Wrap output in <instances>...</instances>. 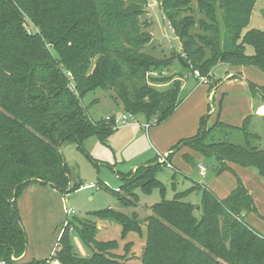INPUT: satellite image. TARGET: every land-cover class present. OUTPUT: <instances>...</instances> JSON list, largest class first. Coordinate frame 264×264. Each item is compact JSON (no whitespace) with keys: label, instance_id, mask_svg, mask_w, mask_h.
Segmentation results:
<instances>
[{"label":"trees","instance_id":"obj_1","mask_svg":"<svg viewBox=\"0 0 264 264\" xmlns=\"http://www.w3.org/2000/svg\"><path fill=\"white\" fill-rule=\"evenodd\" d=\"M158 1L182 45V66L199 79H212L220 65L254 67L264 74V31L248 29L257 0ZM147 8L148 0H0V264H52L56 259L60 264H131L112 252L118 242L96 239L97 222L90 219L77 224L80 239L93 249L91 256L74 252L69 228H64L54 255L25 261L27 235L18 204L30 185L67 194L82 187L70 185L62 144L82 147L93 136L107 140L116 131L114 116L92 120L83 104L89 93H112L126 113L158 126L182 103V75H163L174 61L145 51L152 42L143 20ZM28 24L36 31H29ZM247 46L254 48L253 55L246 53ZM167 80L172 83L164 90L153 86ZM246 82L264 103V86ZM208 86L211 93L213 86ZM221 109L219 102L218 114ZM208 115L201 117L194 136L171 148L168 158L188 147L214 158L218 175H236L232 163L264 179V146L260 134L250 130L252 116L240 126L219 118L208 126ZM154 163L137 169L122 186L134 202L115 192L122 204L136 203L137 188L163 187L155 179L162 164ZM236 177L238 186L227 198L197 184L201 207L185 201L194 192L190 188L151 206L144 223L112 209L97 215L119 224L122 238L142 234L146 226L140 264H264V235L246 221L249 214H260Z\"/></svg>","mask_w":264,"mask_h":264},{"label":"rangeland","instance_id":"obj_2","mask_svg":"<svg viewBox=\"0 0 264 264\" xmlns=\"http://www.w3.org/2000/svg\"><path fill=\"white\" fill-rule=\"evenodd\" d=\"M143 20L148 23V31L152 34V42L145 48V51L157 59L174 61L169 69L164 70L163 75L165 77L182 75L185 88H183L184 84L182 83L180 99L183 102L193 87L196 86V80L192 71L182 66L186 56L182 52V45L166 19L158 0H148L147 14L143 17ZM27 28L31 32L36 31L31 24H28ZM248 29L264 31V0H257ZM246 53L253 55L254 48L247 46ZM228 69V65H220L214 71L215 76L213 75L212 79L204 78L203 83L213 86V89L217 88L219 80L227 81ZM251 70L248 72L249 76L246 75L248 80L253 84L264 86V74L254 67ZM150 75L154 76L156 74L151 73ZM229 79L231 78L229 77ZM171 83L172 81L167 80L154 83L153 86L159 90H164ZM231 83L230 88L233 91L248 86V84L242 83L240 79L228 84ZM83 104L88 109L92 120L96 122L109 116L128 115L123 105L116 103L113 99L112 93H104L102 90L86 95ZM199 104V99H195L191 103L190 109L192 112L190 113L194 118H190L187 131L182 133L185 138L191 137L197 132L200 121L198 117L204 113L199 114V116L195 115L199 111ZM218 104L214 103L213 105V102L209 101L208 109L210 111L212 108L217 110ZM206 114H208V111ZM208 116L210 119L211 114ZM207 122L208 126L212 125L209 120ZM156 126L158 125L147 123L143 116H136L130 120L128 125L115 127L116 131L107 140L101 139L99 136H93L85 140L82 147H79L75 142L62 144L61 152L69 170L70 185L73 187L81 185L82 187L67 194L61 193L50 186L36 184L39 190L34 188V193H28L26 201V197L22 196L18 207L27 235L25 261L32 259L44 260L54 255L58 246V236L64 228H69L74 252L85 257L91 256L93 249H89L80 239L78 231L81 229V225L77 224V222L84 224V219H90L97 222L96 239L98 241L109 242L113 240L118 242L119 248L112 252L130 259L131 264H140L145 243L146 226L142 225V234L130 232L126 238H122V227L113 221L99 219L97 215L99 212L112 209L129 216L133 220L137 219L144 223L151 206L163 199L171 200L177 193L190 188L194 192L185 201L201 207V192L197 184L208 186V182L217 176L216 170L220 165L214 158L203 157V160L199 161L188 155L179 154L181 156L179 159L173 158L172 160L175 167L173 169L170 166L169 153L159 156L158 150L160 149L154 142L151 133V129ZM234 126L238 125L235 124ZM250 130L260 134L262 137L261 146H264V124L262 120L259 122L254 121ZM157 156L159 157L156 158ZM154 161L162 164L155 173V179L161 182L163 187H153L148 191L137 188L135 190L136 203L129 206L122 204L115 192L120 191L121 196L134 202L135 197L131 193H125L122 186L131 180L137 169L147 165L153 166ZM199 163L206 169L207 176L200 175L201 167H198ZM251 170L256 172L252 168ZM189 178L195 182H192ZM70 209L74 211L73 215L67 214V210ZM196 215L200 217L201 211H197ZM255 215H252L254 218L250 217L246 221L256 231L264 235V221ZM66 222L67 225H65ZM259 223L262 225H258Z\"/></svg>","mask_w":264,"mask_h":264},{"label":"crops","instance_id":"obj_3","mask_svg":"<svg viewBox=\"0 0 264 264\" xmlns=\"http://www.w3.org/2000/svg\"><path fill=\"white\" fill-rule=\"evenodd\" d=\"M252 68L253 67H240V68L229 67L228 69L229 74H227L226 76L227 81L223 80L221 83H219L217 88L212 90L211 93H209L208 84L203 83L204 80L199 79L197 74L195 75L193 74L194 79L196 80L195 81L196 86L193 87L192 91L187 95L186 99L180 104V106L176 109L173 116L168 121L151 129L153 140L160 149L158 150V153L160 154L159 156H164L167 155L168 153L170 154L171 148L175 146L181 139H185L182 133H185L187 131L190 120L194 118V116L190 113L192 112L190 107H191V103L195 99L196 100L199 99L200 102L199 111L196 112L195 115L199 116V114H202L204 112L200 117H198V120H200L201 117L204 116L205 113L208 111V114H211V118L209 119V122L211 124L215 123L216 120L219 118L222 122L226 124L233 126L237 124L238 126H240L243 120L248 116H252V124L254 121L259 122L261 120L264 124V112L263 113L259 112L261 108L264 109V103L261 101L260 97L254 95L251 92L249 86H247L248 88L241 87L240 90L233 91L230 88L232 86V83L228 84L232 81H237L238 79H240L242 83H246L245 85H247L246 81L248 80V78L246 77V75H248V72L252 71L251 70ZM236 73H239L241 78L239 77L237 79H229V77L235 75ZM213 75L215 76L214 73ZM187 79H189V77H187ZM183 84H184L183 88H185L184 81ZM209 101H212L213 105L214 103L218 104L219 102H222V109L220 114H218V109L215 110L214 108H212L211 111H209L208 109ZM198 128H199V124H198ZM179 154L188 155L191 158L198 159L199 161H202L204 157L199 152H196L191 148L184 147L171 158L170 160L171 165L170 163L169 165L173 169H175V167L172 163V160L173 158L179 159L181 157L179 156ZM159 156H157L156 158H158ZM228 165L234 170L235 174L240 178L244 186L253 196L255 205L260 214L257 216L259 217V219L264 221V179L259 176L257 171L254 172L253 170H251V168H244L232 163H228ZM198 167L200 168L203 166L201 163H199ZM236 175H234L229 171L223 172L219 175L217 174V176H215L208 182V186L206 185V187H210L209 189H211L218 196V198L225 199L238 186V180ZM205 176H207V171ZM189 179L192 182H195L193 179L191 178ZM34 188H37L39 190L38 185L36 186V184L30 185L25 189L23 195L26 197L25 201L28 197L27 196L28 193H34L33 190ZM252 215L255 214L254 213L249 214L246 217V220H248L250 217L254 218V216ZM258 225H262V224L259 223ZM144 237L146 239V235H144ZM26 256L27 255L25 254V257Z\"/></svg>","mask_w":264,"mask_h":264},{"label":"built area","instance_id":"obj_4","mask_svg":"<svg viewBox=\"0 0 264 264\" xmlns=\"http://www.w3.org/2000/svg\"><path fill=\"white\" fill-rule=\"evenodd\" d=\"M68 76L72 79V74L71 73H68ZM111 117V116H109ZM108 117V118H109ZM133 117L131 115H127V114H123L122 116H116L114 115V121H115V127H117L118 125H128L130 123V120H132ZM206 174V169L204 167H201V175L202 176H205ZM67 214L68 215H73L74 214V211L72 209L70 210H67ZM67 225V222L66 224ZM60 236V235H59ZM59 250V247L57 246V249L55 250L54 254ZM52 264H60L59 260H53L52 261Z\"/></svg>","mask_w":264,"mask_h":264},{"label":"bare ground","instance_id":"obj_5","mask_svg":"<svg viewBox=\"0 0 264 264\" xmlns=\"http://www.w3.org/2000/svg\"><path fill=\"white\" fill-rule=\"evenodd\" d=\"M259 112H260V113H263V112H264V109H263V108H261V109L259 110Z\"/></svg>","mask_w":264,"mask_h":264}]
</instances>
